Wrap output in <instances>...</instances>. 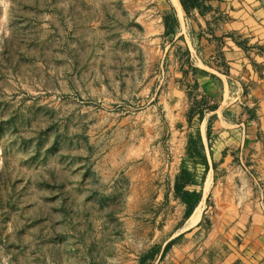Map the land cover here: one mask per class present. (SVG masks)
<instances>
[{
	"label": "rangeland",
	"instance_id": "rangeland-1",
	"mask_svg": "<svg viewBox=\"0 0 264 264\" xmlns=\"http://www.w3.org/2000/svg\"><path fill=\"white\" fill-rule=\"evenodd\" d=\"M199 1L0 0V264H264V0Z\"/></svg>",
	"mask_w": 264,
	"mask_h": 264
},
{
	"label": "crops",
	"instance_id": "crops-1",
	"mask_svg": "<svg viewBox=\"0 0 264 264\" xmlns=\"http://www.w3.org/2000/svg\"><path fill=\"white\" fill-rule=\"evenodd\" d=\"M261 74L264 75V68L261 69ZM249 91L250 92L247 95V97L252 98L253 101H254L252 105H255V107H254V113H255L256 119L257 120H260V121L261 120H264V78L254 80V84L252 85V87L250 88ZM210 113H216V110L213 111V112H210ZM214 115H216V114H214ZM249 123H252V121L251 120L250 121H247V125ZM255 125H257V123ZM260 129H261V126H259L258 129H255L254 128V136H253L254 139H256L258 135H260L259 132H258ZM237 130H239V128ZM249 130H250V128H249ZM249 130L247 129V132H249ZM262 131H263V134H264V129ZM249 133L252 134V131H250ZM243 134H244L243 131H241V135H243ZM253 146H257V142L253 143ZM224 147L222 148V150L224 149ZM214 153L211 154L212 155V158L211 159H212V162L213 163L215 162V159H219L220 158V151L217 152V153H215V154ZM223 159H225V158H223ZM241 216L242 215L240 214V217H239L240 222L238 223L239 225L240 224H243V222H246V218H247L245 216V221H244V218L241 217ZM255 216L257 218H261V217H259L256 214H255ZM251 219H252V217H251ZM258 241H260L261 244ZM243 245H244V248L245 249H246L247 246H249L251 248H254L253 249V252L251 251L254 254H250V256H257L258 254H260L261 255L260 256L261 259L263 258V260H264V238L263 237L256 238V239H253V240L242 239V245L241 246L243 247ZM241 246L239 245V247H241ZM239 251H240V254H241L240 248H239ZM244 253H242V255H246L247 254V251L244 252ZM239 258H241V257H239Z\"/></svg>",
	"mask_w": 264,
	"mask_h": 264
},
{
	"label": "trees",
	"instance_id": "trees-1",
	"mask_svg": "<svg viewBox=\"0 0 264 264\" xmlns=\"http://www.w3.org/2000/svg\"><path fill=\"white\" fill-rule=\"evenodd\" d=\"M183 13L187 16L191 11H198L200 7L199 0H177ZM216 110V106L212 105L208 108L209 112H213ZM192 213V212H191ZM191 213H187V218L191 215ZM165 248V247H164Z\"/></svg>",
	"mask_w": 264,
	"mask_h": 264
},
{
	"label": "bare ground",
	"instance_id": "bare-ground-1",
	"mask_svg": "<svg viewBox=\"0 0 264 264\" xmlns=\"http://www.w3.org/2000/svg\"><path fill=\"white\" fill-rule=\"evenodd\" d=\"M172 2L178 7L177 9H179V10H177V11H180V14H181V10L182 9H181L178 1L177 0H172ZM207 179H209V177ZM207 183H209V182H207ZM204 185H206V184H204ZM200 211H201V206L200 205L199 206L197 205V207L194 209V211L192 212V214L187 219V221H186V227L194 226L198 222L199 216H200Z\"/></svg>",
	"mask_w": 264,
	"mask_h": 264
},
{
	"label": "built area",
	"instance_id": "built-area-1",
	"mask_svg": "<svg viewBox=\"0 0 264 264\" xmlns=\"http://www.w3.org/2000/svg\"><path fill=\"white\" fill-rule=\"evenodd\" d=\"M259 188V198H260V200H261V202L260 203H262V199H263V196H264V187L263 186H258ZM261 210H262V212L264 213V206L262 205L261 206Z\"/></svg>",
	"mask_w": 264,
	"mask_h": 264
}]
</instances>
